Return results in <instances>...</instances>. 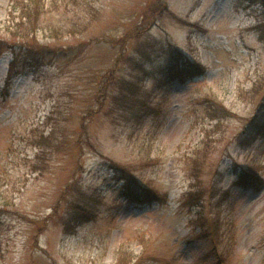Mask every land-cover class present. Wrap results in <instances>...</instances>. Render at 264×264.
<instances>
[{"label": "rangeland", "instance_id": "374dc122", "mask_svg": "<svg viewBox=\"0 0 264 264\" xmlns=\"http://www.w3.org/2000/svg\"><path fill=\"white\" fill-rule=\"evenodd\" d=\"M263 121L264 0H0V264H264Z\"/></svg>", "mask_w": 264, "mask_h": 264}, {"label": "trees", "instance_id": "16d2710c", "mask_svg": "<svg viewBox=\"0 0 264 264\" xmlns=\"http://www.w3.org/2000/svg\"><path fill=\"white\" fill-rule=\"evenodd\" d=\"M130 35L128 33H124L122 35L121 40H124L125 38L129 37ZM184 63L179 64L178 68L176 69V73L178 75H181L183 73H193V74H197V73H201V66H197V64H194V67L192 64L189 63H185V61H183ZM188 64V65H187ZM139 66V64H136L135 66ZM192 65V66H191ZM189 66L191 68H189ZM196 66V67H195ZM200 69V70H199ZM115 80H112L111 83L114 84V87L116 88V91L114 94H112V96L115 98L119 93L120 95H130L132 92L133 96L129 99H125L126 100V105H128V107H131L133 109V111H135V107H137V110L141 107H147L148 104H146V100L144 98V94L143 92L140 90L139 86L137 85V83L134 82H130L127 80H124L122 78H118L116 79V82H114ZM137 89V90H134ZM139 92L140 94H136L137 92ZM142 92V93H141ZM132 95V94H131ZM126 97V96H125ZM141 103V105L139 106V104ZM222 105L219 106L220 109L225 110L224 107H221ZM211 107H216L215 105H211ZM154 109V108H153ZM215 110H217L215 108ZM221 110V111H222ZM264 132V121L263 124L259 125L256 128V133H261ZM41 140H44V138H41ZM48 141V138L45 139V142ZM76 143V142H75ZM45 144V143H44ZM87 144L91 145V143H89V141H87ZM115 170L117 171V173H120V179L124 178V187L127 189V197L132 198L134 201L136 202H141V203H145L147 201H150L152 199H154L156 197L155 193L149 189H145V187H142L141 184L139 182H137V180L133 177L130 176V171H128V169L125 166H122L120 164H115L113 163ZM132 175V174H131ZM244 176L247 175L250 178H255L257 179V176L255 174V172H252V170H244ZM243 177V176H242ZM145 191H144V190ZM80 191V190H79ZM146 192V193H145ZM81 193L83 194V192H79V194L77 195V197H79L81 195ZM84 195V194H83ZM200 194L198 192H194V191H190L187 197V203H189V205L192 207H195L197 210L195 211H189V215H190V219L193 220L194 222H196V226H198L199 231L202 232V234L204 235H210V236H217V232L219 231V219H218V213L217 214H211L208 215V217L203 216L201 209L203 207L202 204V200L200 199ZM83 199V198H82ZM86 204V202H85ZM70 208L68 211V218H66V224L67 225H71V227H76L80 221L83 219V217L85 218H91L93 216V210L91 207H88L87 204L83 205L81 203V201H77L74 202L73 204H70ZM91 208V209H90Z\"/></svg>", "mask_w": 264, "mask_h": 264}]
</instances>
